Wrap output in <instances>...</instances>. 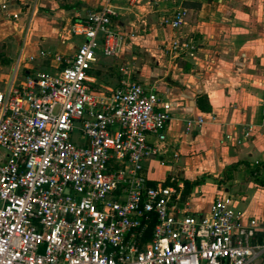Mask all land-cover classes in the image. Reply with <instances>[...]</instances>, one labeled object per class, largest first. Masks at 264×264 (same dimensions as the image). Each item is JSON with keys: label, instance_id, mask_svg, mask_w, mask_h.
I'll use <instances>...</instances> for the list:
<instances>
[{"label": "built area", "instance_id": "built-area-1", "mask_svg": "<svg viewBox=\"0 0 264 264\" xmlns=\"http://www.w3.org/2000/svg\"><path fill=\"white\" fill-rule=\"evenodd\" d=\"M112 1L71 22L82 43L55 56L57 71L0 89V264H251L264 255V228L259 236L254 220L242 222L230 196L192 212L180 207L177 180L144 175L170 119L155 90L90 88L98 57L123 44ZM194 51L186 40L169 45L175 56Z\"/></svg>", "mask_w": 264, "mask_h": 264}, {"label": "crops", "instance_id": "crops-1", "mask_svg": "<svg viewBox=\"0 0 264 264\" xmlns=\"http://www.w3.org/2000/svg\"><path fill=\"white\" fill-rule=\"evenodd\" d=\"M103 3L0 0V89L27 73L57 71L55 56L67 58L82 43L69 33L71 22ZM111 5L116 12L111 24L123 44L114 57H98L89 86L99 93L121 83L150 88L169 112L166 139L145 161L144 175L150 184L177 180L180 207L192 212L207 211L216 195L230 196L234 212L244 223L254 220L261 236L264 0H138L133 5L113 0ZM179 10L182 23L171 28L165 21ZM74 38L79 42L65 46ZM175 39L192 43L196 51L172 55L169 45ZM200 99L204 109L197 105ZM187 123L193 126L189 132ZM161 168L163 176L154 177ZM251 264H264V255Z\"/></svg>", "mask_w": 264, "mask_h": 264}, {"label": "rangeland", "instance_id": "rangeland-1", "mask_svg": "<svg viewBox=\"0 0 264 264\" xmlns=\"http://www.w3.org/2000/svg\"><path fill=\"white\" fill-rule=\"evenodd\" d=\"M79 42V39H73L72 41H70V42H68V43H66V45L65 46H68V45H70V44H73V43H78ZM66 48V47H65ZM0 60H1V58H0ZM5 73H3V75H4ZM115 74L116 73H111V74H108L107 73V76H115ZM1 152V151H0ZM163 169L161 168V169H158L157 170V172H155V174H154V177H156V178H161L162 176H163Z\"/></svg>", "mask_w": 264, "mask_h": 264}, {"label": "trees", "instance_id": "trees-1", "mask_svg": "<svg viewBox=\"0 0 264 264\" xmlns=\"http://www.w3.org/2000/svg\"><path fill=\"white\" fill-rule=\"evenodd\" d=\"M203 100H198L197 101V105H198V107L200 108V109H204L205 108V106H204V104H203V102H202Z\"/></svg>", "mask_w": 264, "mask_h": 264}]
</instances>
